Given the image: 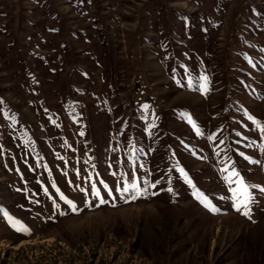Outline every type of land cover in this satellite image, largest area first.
Here are the masks:
<instances>
[{"label": "rangeland", "instance_id": "374dc122", "mask_svg": "<svg viewBox=\"0 0 264 264\" xmlns=\"http://www.w3.org/2000/svg\"><path fill=\"white\" fill-rule=\"evenodd\" d=\"M262 129L264 0H0V264H264Z\"/></svg>", "mask_w": 264, "mask_h": 264}, {"label": "snow or ice", "instance_id": "6c2138e0", "mask_svg": "<svg viewBox=\"0 0 264 264\" xmlns=\"http://www.w3.org/2000/svg\"><path fill=\"white\" fill-rule=\"evenodd\" d=\"M206 79V78H205ZM191 83V81H190ZM262 131H264V129H262ZM239 174L238 173H232V176H238ZM229 179H231V176L229 177ZM240 187L236 190L237 192L241 193L243 196H244V199L242 201H239L237 204H236V210L237 211H240L241 209V206L247 208V205L248 203L251 201L252 197L251 195L249 194V191H248V187L245 186L243 180H239L238 181ZM129 187L137 193V195L139 194V190L137 189L136 185L135 184H132L130 186H126L124 189H123V192L124 193H127L129 191ZM261 191H264V189H261ZM109 194L111 195V192H109ZM123 194V193H122ZM93 195L99 197L100 196V193L99 191L95 188V186H93ZM135 198V196L133 197ZM70 203V202H69ZM100 203H105V201L101 198L100 199ZM74 207V206H73ZM213 211H215V209H213ZM245 215H247L248 213L245 212L244 213Z\"/></svg>", "mask_w": 264, "mask_h": 264}]
</instances>
